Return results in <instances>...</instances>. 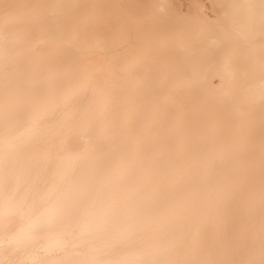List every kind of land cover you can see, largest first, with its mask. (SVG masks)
<instances>
[{"label":"bare ground","instance_id":"bare-ground-1","mask_svg":"<svg viewBox=\"0 0 264 264\" xmlns=\"http://www.w3.org/2000/svg\"><path fill=\"white\" fill-rule=\"evenodd\" d=\"M188 1L182 13L184 5L167 0H16L74 6L47 8L43 14L75 17L79 23L63 31L37 25L31 38H9L25 50L9 64L8 124L14 127L7 145L0 67V154L7 147L13 182L26 194L13 231L26 226L33 200L48 192L60 195L72 177L83 222L102 207L118 206L132 225L96 238L89 258H144L140 253L163 245L172 227L188 224L198 229L194 242L201 254L230 257L252 233L259 244L264 135L260 36L250 47L235 35L225 40L211 26L192 39L183 32H161L154 22L164 13L153 7L167 5L176 17H211L223 11L214 6L259 0H205L206 7L202 0ZM3 43L0 32V49ZM149 43L158 45L155 59L145 53ZM33 45L36 52L30 51ZM172 86L180 89L178 97L169 94ZM225 91L234 97L247 93V109L226 116ZM70 110L78 116L86 112L90 119V130L69 141L75 151L54 135ZM55 242L52 233L40 243L55 248ZM7 246L0 229V259ZM29 252L15 259L27 261ZM184 257L181 252L177 258ZM46 258L80 257L54 251Z\"/></svg>","mask_w":264,"mask_h":264},{"label":"snow or ice","instance_id":"snow-or-ice-1","mask_svg":"<svg viewBox=\"0 0 264 264\" xmlns=\"http://www.w3.org/2000/svg\"><path fill=\"white\" fill-rule=\"evenodd\" d=\"M52 7H74L71 5H44L20 3L16 0H3L0 2V32L3 33L4 43L0 49L2 71L5 78V93L3 100V116L5 120L6 145L8 136L13 130V125L8 124L11 107L8 91L9 64L13 56L25 55V50L19 47L18 41L10 40V37L24 35L31 38L37 25H54L58 31H63L66 26H74L79 23L75 17L50 18L43 14V10ZM159 7L164 15L154 22L158 31L175 33L183 32L187 39L198 37L206 26H211L225 40H231L238 36L250 47L254 43L257 33L261 39L260 61L264 66V0L258 3H235L217 5L223 9L219 15L202 17L199 14L189 13L176 17L167 12V5H153ZM200 9L199 4L192 6ZM117 39L119 37H116ZM37 51L33 45L30 49ZM145 53L155 59L158 53V45L149 43ZM254 56L249 57V62L254 63ZM215 84V81H213ZM169 94L175 97L180 95V89L172 86ZM227 98L223 103L224 114H241L249 106L250 99L247 93L240 96H232L225 91ZM261 104L264 105V81L260 89ZM90 130V119L86 112L79 116L69 111L60 128L54 135L63 139L64 145L69 150L75 151L76 146L69 143L73 138L87 133ZM261 218L260 238L256 243L255 233L250 235L248 242L241 250L230 257H217L211 254H201L194 237L198 231L193 224L187 226L172 227L167 240L163 245L155 249H144L140 255L144 258L128 261H112L98 258H89L94 240L118 227H129V217L123 208L118 206H105L90 214L87 222H83L74 198L76 183L72 177L68 178V187L60 195L52 192L40 196L39 200H33L29 205V215L24 228L13 231L14 216L20 212L26 202V194H21L13 182L15 169L12 157L7 150L0 154V229L7 237L8 246L5 248V259H0V264H264V135L261 145ZM251 158V155H250ZM75 175V173H73ZM67 221V225H65ZM55 233V248L47 245L41 246V240ZM23 234V241H22ZM23 242L24 247H21ZM30 259L17 260L15 257L23 251H29ZM54 251L75 255L78 259L49 260L46 257ZM181 252L184 258H177ZM44 253V256H41Z\"/></svg>","mask_w":264,"mask_h":264},{"label":"rangeland","instance_id":"rangeland-1","mask_svg":"<svg viewBox=\"0 0 264 264\" xmlns=\"http://www.w3.org/2000/svg\"><path fill=\"white\" fill-rule=\"evenodd\" d=\"M169 2V4H170V2L172 3L171 5H174V3H176V2H178L177 3V5L179 6V5H184V6H180V8H181V10H182V13H185L184 11H186V10H183V8H187V6H188V4L189 3H191V2H189L188 0H167V3ZM202 2H203V5L206 7V5H208L209 6V4H208V2H206L205 3V0H202ZM183 3V4H182ZM176 5V4H175ZM208 6H207V8H208ZM183 7V8H182ZM210 16H211V14H210Z\"/></svg>","mask_w":264,"mask_h":264}]
</instances>
